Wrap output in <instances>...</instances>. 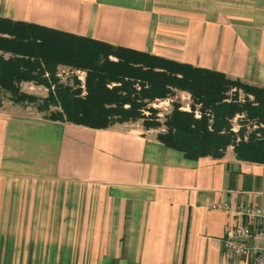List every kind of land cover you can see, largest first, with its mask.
<instances>
[{"label":"crops","instance_id":"obj_1","mask_svg":"<svg viewBox=\"0 0 264 264\" xmlns=\"http://www.w3.org/2000/svg\"><path fill=\"white\" fill-rule=\"evenodd\" d=\"M0 17L264 88V0H0ZM170 89L189 111L191 93ZM42 113L0 105V264H250L222 238L237 205L264 207V162L232 146L189 158L141 118L99 128Z\"/></svg>","mask_w":264,"mask_h":264},{"label":"trees","instance_id":"obj_2","mask_svg":"<svg viewBox=\"0 0 264 264\" xmlns=\"http://www.w3.org/2000/svg\"><path fill=\"white\" fill-rule=\"evenodd\" d=\"M37 40L43 43H35ZM34 47L38 52L31 50ZM0 51L12 54L5 58L0 53V105L5 99L21 105L32 104L50 119L90 127H106L114 122L140 118L145 127H157L160 123L152 117L156 110L149 107L153 120L146 119L149 117H144L141 110L154 98L173 94L170 87H176L189 91L195 102L203 104L201 115L196 117L193 105L186 111L179 109L180 103L174 102L164 120L166 131L157 134L158 140L183 151L189 158L220 156L227 146H232L240 159L264 162L263 135L255 137L249 132L248 139L244 140L245 129L232 132L230 121L235 114L246 112L249 118L264 122V88L230 79L220 72L86 37L45 31L3 17H0ZM110 54L117 59H109ZM137 59L142 61L138 63ZM58 63L86 71L83 97L79 95L80 89L73 90L56 82L54 72ZM45 71L50 74L49 78L44 77ZM30 80L46 86L54 82L55 89L46 97L27 93L20 83ZM136 81L139 89L134 86ZM108 82H119V85L108 87ZM235 86L250 92L254 100L240 103L234 97L228 101L225 93Z\"/></svg>","mask_w":264,"mask_h":264},{"label":"rangeland","instance_id":"obj_3","mask_svg":"<svg viewBox=\"0 0 264 264\" xmlns=\"http://www.w3.org/2000/svg\"><path fill=\"white\" fill-rule=\"evenodd\" d=\"M43 75L44 77H47V78L50 77V74L47 71H45ZM78 75L81 80L78 78ZM54 76L57 79L56 80L57 83H61L62 85H67L71 87L73 90L80 89L79 95L81 97H83L86 94V87H85L86 71L85 70L76 68L72 65L69 66V64H64V63L57 64L55 68ZM108 84L111 85V87L113 86L112 83L108 82ZM55 85L56 84L54 82H50V85L46 86L45 84H38L34 82L33 80H30V81H27L24 88L27 91V93L31 92L30 94H34L39 97H43V96L46 97L49 94V92L54 91ZM134 86L137 89H139L140 87L139 82L134 83ZM173 91L175 92H173V94H170L167 97V98H172L170 102L169 100H167L165 103L163 99H160L162 101H159L158 99H153L152 101L148 102L146 107L142 108L141 110L144 117H149L146 119L153 120L151 118L152 114L150 113L149 107H151L152 109H155L156 112L154 116L152 117L155 119V121H158L161 125V126L159 125L160 127H157V128L163 127L164 132L166 131V125L164 124V120H165L166 115L171 111L172 103L174 102L177 103V101L181 103V100H180L181 95H179L181 91L180 92L178 90H173ZM225 94L227 96L228 101H231L232 98L234 97H236L237 101H239L240 103L244 102L245 100H249V101L254 100L253 95L250 92L248 93L244 91L243 88L241 87H236V86L230 87L226 91ZM190 101L194 103L193 105L194 110H196V114L199 115V116L196 115V117H200L201 115L200 109L203 106V104L200 102H195L193 97H191ZM141 119L139 121H141ZM134 121H137V120H134ZM230 121H231L232 132L238 133L240 128L245 129V133L242 135V138L244 140L248 139L249 132L252 134H255V137H258L259 135H263L264 137V122L258 121L255 118H251V117L249 118L246 112H239L237 113V115L235 114L234 116H232ZM142 123H143V119H142ZM155 127L156 126H154V128Z\"/></svg>","mask_w":264,"mask_h":264},{"label":"built area","instance_id":"obj_4","mask_svg":"<svg viewBox=\"0 0 264 264\" xmlns=\"http://www.w3.org/2000/svg\"><path fill=\"white\" fill-rule=\"evenodd\" d=\"M217 207L228 209L225 204ZM231 212L236 222L224 232L223 249L232 256L247 257L250 264H264V207L239 204Z\"/></svg>","mask_w":264,"mask_h":264}]
</instances>
